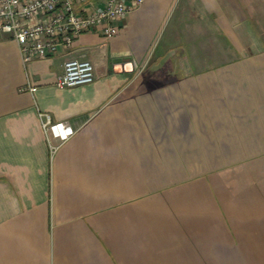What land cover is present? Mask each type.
I'll return each mask as SVG.
<instances>
[{"label":"crops","instance_id":"0c3cea01","mask_svg":"<svg viewBox=\"0 0 264 264\" xmlns=\"http://www.w3.org/2000/svg\"><path fill=\"white\" fill-rule=\"evenodd\" d=\"M117 23L27 63L0 34V264H264V0Z\"/></svg>","mask_w":264,"mask_h":264},{"label":"built area","instance_id":"2783aa9c","mask_svg":"<svg viewBox=\"0 0 264 264\" xmlns=\"http://www.w3.org/2000/svg\"><path fill=\"white\" fill-rule=\"evenodd\" d=\"M144 0H0V34L11 36L19 45L24 63L55 55L58 47L70 48L83 32L99 30L105 37L117 31L123 20ZM95 80V67L88 59L72 58L64 62L56 85L67 88ZM35 86H29L34 91ZM45 131L53 124L61 140L73 133L67 122H52L40 112ZM55 146L51 145L54 151Z\"/></svg>","mask_w":264,"mask_h":264}]
</instances>
